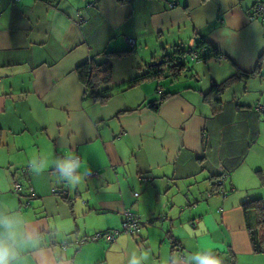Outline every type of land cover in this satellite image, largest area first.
<instances>
[{"label": "crops", "instance_id": "crops-1", "mask_svg": "<svg viewBox=\"0 0 264 264\" xmlns=\"http://www.w3.org/2000/svg\"><path fill=\"white\" fill-rule=\"evenodd\" d=\"M256 1L0 0V223H13L14 264H198V254L264 264L248 234L254 211L242 209L264 200ZM201 42L219 58L189 59ZM179 49L189 59L181 72L125 85ZM86 60L110 65L97 87L112 88L104 101L79 77ZM76 155L70 180L58 162ZM219 167L225 193L214 185ZM125 209L149 221L136 237L77 243L118 228Z\"/></svg>", "mask_w": 264, "mask_h": 264}, {"label": "trees", "instance_id": "trees-1", "mask_svg": "<svg viewBox=\"0 0 264 264\" xmlns=\"http://www.w3.org/2000/svg\"><path fill=\"white\" fill-rule=\"evenodd\" d=\"M197 49H200L201 51L203 50V55L201 54L198 57L199 59L200 58L205 59L208 56V54H207L208 52L212 53V57H214V58H217L220 56V55H216V52H214L211 47H207L202 42L199 44ZM175 52H176V54H178L177 57H175L174 55L173 56L171 55V57L166 56L162 60H159L160 62L158 64H156L158 62L157 61L154 64L147 65V70L144 74L137 76V77H134L130 81L126 82L125 85L130 86L132 84L137 83L138 81L146 79L147 77H153V76L158 77L161 74H162V76H164L163 74L165 71L169 72L168 74H171V75L178 74L185 67H187L188 61H189V59H188L189 56L187 58L185 55V52L183 50H180V49L175 51ZM175 58H176V62L173 65H171V60H175ZM198 58H195V59H198ZM110 70H111L110 65L107 62L100 65L99 67H93V66H90L89 60H86L84 64L79 66V68H78L79 77L83 81V83L86 85V88H88L90 90L89 95L94 100L99 99L100 101H104L111 95L110 93L112 92V88L105 87L101 90H97V87L100 84L107 83L110 80ZM242 74L244 75V73H242ZM238 77H239V75L234 74V75L228 77L226 80H224L220 84H213L207 95L216 94V93L220 92L224 87H226L230 82H232L234 79H236ZM160 99H163V98H160ZM148 106L151 107L153 110H157L158 102L157 103H155V102L151 103L150 102L148 104ZM214 185H216L217 189L219 188L216 181H215ZM242 209L245 213L248 210H253L254 214H255V219H256L255 227H253V228L248 227V234H249V239H250V242L252 245V249L256 252L264 251V239L259 238V234H260L261 230L264 231V200H262L260 198H254L251 200H247L242 204ZM142 222H143L142 223V225H143L145 223H148L149 221H142ZM142 225H141V227H142ZM138 233L136 235H138ZM124 234H129V233H124ZM129 235H132L135 237V235H133V234H129ZM85 241H87V240H85ZM93 241H95V240H93ZM230 263H231V261H230Z\"/></svg>", "mask_w": 264, "mask_h": 264}, {"label": "built area", "instance_id": "built-area-1", "mask_svg": "<svg viewBox=\"0 0 264 264\" xmlns=\"http://www.w3.org/2000/svg\"><path fill=\"white\" fill-rule=\"evenodd\" d=\"M12 1H17V0H12ZM170 5L172 6L173 4L171 3ZM252 12L255 17H259V18L264 17V0L256 1V3L253 6ZM124 39H125L126 45L129 48L134 46V40L132 38L125 37ZM201 54L203 55V50L201 51L200 49H197V48H192L188 52L189 59L191 60L198 58ZM218 58L219 57H217L216 59ZM255 108L261 109V107L259 106H256ZM70 160H76L77 162H79L80 158L76 155L72 157ZM218 170H219V176H218L219 179L216 181V183L219 187H221L223 185L224 180L228 177V173L225 172L222 167H219ZM72 174L73 173H71L70 175ZM19 189H20V184L16 183V190L18 191ZM51 191L52 193L62 194L61 193L62 191L57 188H52ZM220 192L225 193L226 190L221 187ZM134 195L137 196V193H134ZM142 223L143 222L140 220V218H138L133 212H131L129 209H125L123 211V220L121 222V225L118 228H114V229L102 231V232L101 231L95 232L90 236L79 239L77 243H83L85 240H97L100 238L108 242H111L121 233H129V234L136 235L139 232ZM191 224H194V223H191ZM62 248L63 249L65 248V243L62 245Z\"/></svg>", "mask_w": 264, "mask_h": 264}, {"label": "clouds", "instance_id": "clouds-1", "mask_svg": "<svg viewBox=\"0 0 264 264\" xmlns=\"http://www.w3.org/2000/svg\"><path fill=\"white\" fill-rule=\"evenodd\" d=\"M61 165V171L64 176H68L70 180L78 178L72 177L70 174L80 166L76 160L65 159L58 162ZM11 240V242H10ZM30 244L27 241L23 242V247H29ZM19 245L16 241V233L11 221L0 223V264H14L18 259L20 252L18 250ZM197 260L198 264H220V261L216 258H209L207 255H197L192 258ZM135 264V262H133Z\"/></svg>", "mask_w": 264, "mask_h": 264}, {"label": "rangeland", "instance_id": "rangeland-1", "mask_svg": "<svg viewBox=\"0 0 264 264\" xmlns=\"http://www.w3.org/2000/svg\"><path fill=\"white\" fill-rule=\"evenodd\" d=\"M183 48H187V46H188V42L186 41V42H184L183 43ZM173 53V52H172ZM172 53H171V55H172ZM200 179V178H199ZM199 181H202V180H199ZM186 182H183V183H180V184H178V187L181 189V190H186L187 189V186H186ZM201 194V193H200ZM137 235H135V237H136ZM138 242H140V241H138Z\"/></svg>", "mask_w": 264, "mask_h": 264}, {"label": "water", "instance_id": "water-1", "mask_svg": "<svg viewBox=\"0 0 264 264\" xmlns=\"http://www.w3.org/2000/svg\"><path fill=\"white\" fill-rule=\"evenodd\" d=\"M160 61H158L156 64H158Z\"/></svg>", "mask_w": 264, "mask_h": 264}]
</instances>
